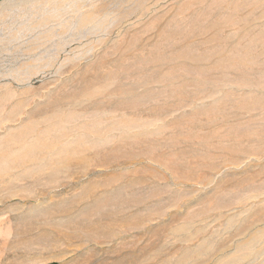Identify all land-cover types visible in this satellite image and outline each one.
Masks as SVG:
<instances>
[{"label":"rangeland","instance_id":"374dc122","mask_svg":"<svg viewBox=\"0 0 264 264\" xmlns=\"http://www.w3.org/2000/svg\"><path fill=\"white\" fill-rule=\"evenodd\" d=\"M0 264H264V0H0Z\"/></svg>","mask_w":264,"mask_h":264}]
</instances>
